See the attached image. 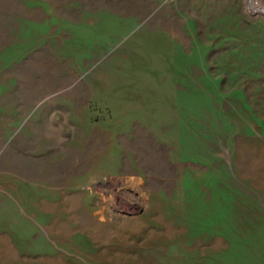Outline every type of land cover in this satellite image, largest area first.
<instances>
[{
	"label": "rangeland",
	"instance_id": "374dc122",
	"mask_svg": "<svg viewBox=\"0 0 264 264\" xmlns=\"http://www.w3.org/2000/svg\"><path fill=\"white\" fill-rule=\"evenodd\" d=\"M0 264H264V14L0 0Z\"/></svg>",
	"mask_w": 264,
	"mask_h": 264
},
{
	"label": "bare ground",
	"instance_id": "6f19581e",
	"mask_svg": "<svg viewBox=\"0 0 264 264\" xmlns=\"http://www.w3.org/2000/svg\"><path fill=\"white\" fill-rule=\"evenodd\" d=\"M249 2H250V7L253 10H256V11L264 14V5L263 4L258 3L257 0H249Z\"/></svg>",
	"mask_w": 264,
	"mask_h": 264
}]
</instances>
